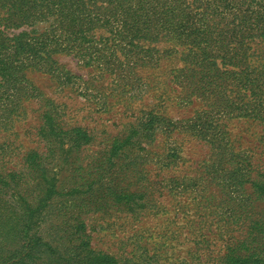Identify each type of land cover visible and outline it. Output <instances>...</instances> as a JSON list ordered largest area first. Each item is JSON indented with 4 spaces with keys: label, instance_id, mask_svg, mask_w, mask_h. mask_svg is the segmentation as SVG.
I'll use <instances>...</instances> for the list:
<instances>
[{
    "label": "rangeland",
    "instance_id": "rangeland-1",
    "mask_svg": "<svg viewBox=\"0 0 264 264\" xmlns=\"http://www.w3.org/2000/svg\"><path fill=\"white\" fill-rule=\"evenodd\" d=\"M212 1L121 0L48 54L0 25V226L44 200L38 234L60 255L85 239L100 264H227L264 211V44H242L235 14L219 37ZM229 40L244 46L248 76L225 72L246 67L222 61ZM201 53L210 74L195 67Z\"/></svg>",
    "mask_w": 264,
    "mask_h": 264
},
{
    "label": "trees",
    "instance_id": "trees-1",
    "mask_svg": "<svg viewBox=\"0 0 264 264\" xmlns=\"http://www.w3.org/2000/svg\"><path fill=\"white\" fill-rule=\"evenodd\" d=\"M93 1L94 3L92 4ZM96 1L0 0V25L10 29L23 27L22 32L10 35V41L19 47H22L24 42L30 44L32 40L33 43L40 42L43 45L42 51L48 54L51 51L47 48V44L58 41L61 36H65L68 40L85 39L89 33L86 29L88 27L87 23L91 21L94 23L99 20L101 17L100 10H108L111 5H115V11L118 12L123 7L121 0L106 1L108 2L107 5H99ZM238 1L243 0H233L232 3L237 2L235 6L229 5L228 0H213L209 5L211 13L221 17V27L218 36L225 38L229 23L224 20L227 19V16L235 14L231 22L234 29L243 28L249 33L244 37L242 44H247L249 40L256 39L260 40L259 44H264V0H246L243 8ZM95 8H98V10H95ZM2 12H4L3 15ZM122 12L125 14V11ZM4 36L7 37L6 35ZM229 43V47L222 49V51L229 53L228 55H223L222 61L224 64L233 66L235 64L246 65V67L239 73L235 70H225V72H233L234 77L243 74L248 76L251 73V69L247 65V52L246 50L245 52H239V49H243L244 46L242 44L239 45V43L231 46L232 40H229L226 44L228 45ZM230 47H233L231 55ZM34 51L38 52L40 49H32V52ZM254 53L260 57L259 63L264 67V46L260 47L258 52L254 51ZM201 56H203V60L196 62L195 67L201 73L210 74L213 61L204 60L205 56L202 53L199 57ZM236 56L237 58L235 59ZM241 78L244 80L243 83L251 82V79H247V77L242 76ZM57 132L62 133L61 130H58L54 131L53 134L58 135ZM74 140H77V138H74ZM124 146L125 142L117 143V146L114 145V150H121ZM257 188L259 193L262 194L261 197L264 198V181L262 183L258 182ZM54 192H57V190L54 189ZM27 202L28 200L24 201L23 206H20L15 213H11L9 217L5 218L4 227L0 226V264H100L102 261L107 260L106 257L100 255L101 253L93 252V249L90 248L89 243L85 239L80 241V246L73 248L75 252L70 251L71 253L68 252L67 255H60L51 242L44 240L38 234V229L42 226L45 219L47 201L42 200L36 204ZM125 204L131 206L134 211L137 210L131 202ZM85 206L88 207V203L81 204L78 211L81 212ZM8 207L10 210L16 205L11 204ZM62 215L64 214L56 216L61 217ZM70 217L74 216L63 218L67 222V227H69L68 222L70 220L74 222ZM75 219L76 221L72 228H76V234L83 233L86 230L85 220L81 217H75ZM54 222L60 226L63 221L56 219ZM93 253L95 254L90 256ZM55 254H57L56 260L52 261L49 259V255ZM81 254L84 255L82 256ZM225 260L227 264H264V211L261 212L259 217L251 221L248 233L242 241L227 251L224 257Z\"/></svg>",
    "mask_w": 264,
    "mask_h": 264
}]
</instances>
